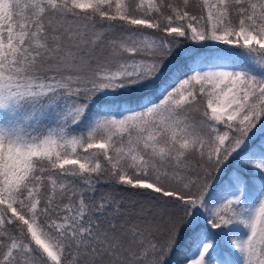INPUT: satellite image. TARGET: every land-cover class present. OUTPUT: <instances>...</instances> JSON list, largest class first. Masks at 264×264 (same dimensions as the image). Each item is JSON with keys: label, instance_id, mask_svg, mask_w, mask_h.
I'll return each mask as SVG.
<instances>
[{"label": "snow or ice", "instance_id": "1", "mask_svg": "<svg viewBox=\"0 0 264 264\" xmlns=\"http://www.w3.org/2000/svg\"><path fill=\"white\" fill-rule=\"evenodd\" d=\"M0 264H264V0H0Z\"/></svg>", "mask_w": 264, "mask_h": 264}, {"label": "trees", "instance_id": "2", "mask_svg": "<svg viewBox=\"0 0 264 264\" xmlns=\"http://www.w3.org/2000/svg\"><path fill=\"white\" fill-rule=\"evenodd\" d=\"M179 256H180V253L178 252L177 254L174 255L173 259L176 260L179 258Z\"/></svg>", "mask_w": 264, "mask_h": 264}]
</instances>
